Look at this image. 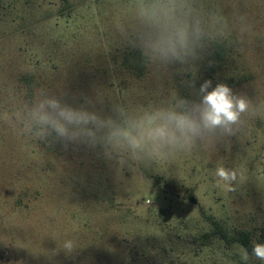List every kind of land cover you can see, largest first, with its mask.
<instances>
[{"label": "rangeland", "instance_id": "rangeland-1", "mask_svg": "<svg viewBox=\"0 0 264 264\" xmlns=\"http://www.w3.org/2000/svg\"><path fill=\"white\" fill-rule=\"evenodd\" d=\"M192 2L208 33L202 58L195 72L175 64L157 73L120 42L118 29L136 24L134 0H0V114L40 87L69 103L92 99L108 116L114 104L137 109L173 91L196 98L204 80L256 109L215 149L122 168L99 148L0 123V264H245L243 247L212 235L207 216L253 243L264 221V0ZM215 43L226 45L221 60ZM218 165L236 170L234 191L217 183Z\"/></svg>", "mask_w": 264, "mask_h": 264}, {"label": "clouds", "instance_id": "clouds-1", "mask_svg": "<svg viewBox=\"0 0 264 264\" xmlns=\"http://www.w3.org/2000/svg\"><path fill=\"white\" fill-rule=\"evenodd\" d=\"M134 4L136 24L131 30L122 26L118 29L120 42L138 49L154 72L175 64L195 72L207 47L208 33L192 0H134ZM218 23L226 27L223 20ZM187 83L194 87V81ZM67 95L37 88L30 98L3 110L0 123L33 140L99 148L106 160L122 168L129 161L160 160L195 148L215 149L242 130L246 115L256 114L246 95L235 93L225 83L213 86L211 80L203 81L196 98L173 91L167 99L137 109L114 104L108 116L96 110L92 99L69 103ZM215 176L218 184L235 190L236 170L218 165ZM62 247L68 254L75 249L71 240ZM251 256L264 261V243L254 242ZM249 258L248 251L242 249V261L246 264Z\"/></svg>", "mask_w": 264, "mask_h": 264}, {"label": "trees", "instance_id": "trees-1", "mask_svg": "<svg viewBox=\"0 0 264 264\" xmlns=\"http://www.w3.org/2000/svg\"><path fill=\"white\" fill-rule=\"evenodd\" d=\"M214 53L217 59L221 60L222 56L225 52L226 45L224 43H215L214 44ZM189 200L191 202L194 201L192 196H188ZM207 219L209 220L210 224L213 227L212 235L219 236L220 239L227 243L236 242L240 244L244 250H247L249 254H251L253 242L251 239V236L248 232H237L234 236H227V234L224 232L222 226L220 225L219 221L213 218L212 216H207ZM256 242L264 243V221L262 224V227L259 230Z\"/></svg>", "mask_w": 264, "mask_h": 264}]
</instances>
